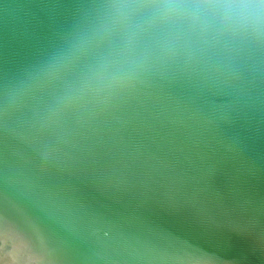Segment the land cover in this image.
Returning a JSON list of instances; mask_svg holds the SVG:
<instances>
[{
  "label": "water",
  "instance_id": "1",
  "mask_svg": "<svg viewBox=\"0 0 264 264\" xmlns=\"http://www.w3.org/2000/svg\"><path fill=\"white\" fill-rule=\"evenodd\" d=\"M106 0H0V264H264V37L69 101Z\"/></svg>",
  "mask_w": 264,
  "mask_h": 264
},
{
  "label": "clouds",
  "instance_id": "2",
  "mask_svg": "<svg viewBox=\"0 0 264 264\" xmlns=\"http://www.w3.org/2000/svg\"><path fill=\"white\" fill-rule=\"evenodd\" d=\"M246 37H264V0H106L62 58L84 67L68 100L196 71Z\"/></svg>",
  "mask_w": 264,
  "mask_h": 264
}]
</instances>
